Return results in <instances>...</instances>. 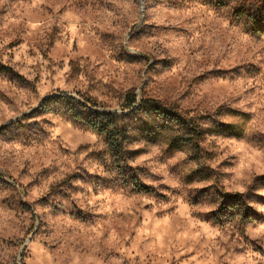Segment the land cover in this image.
Returning <instances> with one entry per match:
<instances>
[{
    "label": "rangeland",
    "instance_id": "1",
    "mask_svg": "<svg viewBox=\"0 0 264 264\" xmlns=\"http://www.w3.org/2000/svg\"><path fill=\"white\" fill-rule=\"evenodd\" d=\"M0 264H264V0H0Z\"/></svg>",
    "mask_w": 264,
    "mask_h": 264
},
{
    "label": "trees",
    "instance_id": "2",
    "mask_svg": "<svg viewBox=\"0 0 264 264\" xmlns=\"http://www.w3.org/2000/svg\"><path fill=\"white\" fill-rule=\"evenodd\" d=\"M66 101L68 102V106L72 105V103H76L78 104L79 107H83L86 108V104L80 102V101H76L74 100L72 97L70 96H61L58 98V101ZM136 102V96L134 95V93L132 94H127L125 96V103L126 106H124L125 108L131 109V112L136 113V112H142L146 115H150V114H154L155 118L152 119L151 123L155 124L156 121L158 120L157 118H161L163 116H165V112L164 110H162L160 107L158 106H152L148 101L145 102H141L140 105H138L137 107H134V103ZM70 113H73L75 119L82 121L84 124L87 125L88 128L100 133V134H104L107 135L109 138L110 135H113V133L119 129V127L123 128L126 127V124H120V126H118L117 124V118H121L123 119L125 117L124 114H116V113H110V112H93L91 111L92 114L94 115H90L88 118H82L81 116H78L76 114V110L74 108H71ZM146 123L142 122L141 126H145ZM122 131H127V127L126 130L123 129ZM151 132V131H150ZM115 138V136H114ZM116 143V142H115ZM113 146H115V144H112Z\"/></svg>",
    "mask_w": 264,
    "mask_h": 264
}]
</instances>
